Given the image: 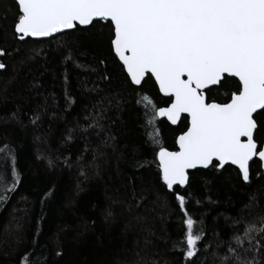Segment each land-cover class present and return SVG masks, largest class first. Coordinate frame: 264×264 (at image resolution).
<instances>
[{
    "label": "trees",
    "instance_id": "16d2710c",
    "mask_svg": "<svg viewBox=\"0 0 264 264\" xmlns=\"http://www.w3.org/2000/svg\"><path fill=\"white\" fill-rule=\"evenodd\" d=\"M17 11L15 0H0V149L11 150L0 152V178L10 188L19 177L14 191L0 181V264H21L25 253L40 264H220L231 237L264 216L262 162L251 163L250 183L227 164L190 171L188 184L169 190L157 154L177 150L189 118H157L159 143L149 139L142 97L157 108L172 98L152 76L133 84L110 43L112 25L19 41ZM237 81L211 87L209 102L230 101ZM255 119L260 151L264 115ZM185 212L204 233L191 260Z\"/></svg>",
    "mask_w": 264,
    "mask_h": 264
},
{
    "label": "snow or ice",
    "instance_id": "6c2138e0",
    "mask_svg": "<svg viewBox=\"0 0 264 264\" xmlns=\"http://www.w3.org/2000/svg\"><path fill=\"white\" fill-rule=\"evenodd\" d=\"M15 3L18 11L12 27L19 41L68 34V30H80V26L94 27L107 22L113 28L110 43L131 81L139 86L146 76H152L160 92L174 97L168 107L160 108L146 94L142 97L145 122L152 129L148 136L153 143H159L157 118L166 117L172 124H177L183 114L190 118L187 130L177 137L179 150L160 147L157 154L158 167L169 190L188 184V170L198 165L223 168L230 162L239 167L243 181L251 182L249 161L254 157L264 160V150H257L254 139L258 125L253 118L254 114L264 115V111L258 113L264 110V0H15ZM5 54L0 47V57ZM5 67L0 62V69ZM233 77L238 78V87L230 102H209L205 90L210 91V85L223 86ZM149 110L152 115H148ZM38 120L39 116L33 123ZM260 130L264 131V126ZM10 151L7 146L0 149ZM18 179L17 174L9 188L6 178H0L5 184L3 191H14ZM176 198L183 208L185 197L177 194ZM6 199L0 195V201ZM185 215L182 242L185 258L191 260L202 251L198 245L204 233L197 220L186 212ZM262 241L264 216L245 222L240 234L231 237L220 256V264H264ZM249 253H253L250 259ZM21 264H40V260L25 253Z\"/></svg>",
    "mask_w": 264,
    "mask_h": 264
},
{
    "label": "water",
    "instance_id": "95a60500",
    "mask_svg": "<svg viewBox=\"0 0 264 264\" xmlns=\"http://www.w3.org/2000/svg\"><path fill=\"white\" fill-rule=\"evenodd\" d=\"M82 27H87V26H82ZM68 31H70V30H68ZM55 35H57V34H55ZM54 35V36H55ZM47 38H50V37H44V38H32V39H36V40H43V39H47ZM27 39V38H26ZM116 54V53H115ZM117 55V54H116ZM117 57H118V55H117ZM119 58V57H118ZM121 63H122V61H120ZM122 65H123V63H122ZM126 69V68H125ZM126 72H127V70H126ZM147 77V76H146ZM145 77V78H146ZM154 78V77H153ZM238 79V78H237ZM154 80H155V78H154ZM156 82V81H155ZM142 83H143V81H142ZM134 84V83H133ZM156 84H157V86H158V88H159V85H158V82H156ZM135 85V84H134ZM137 86V85H136ZM140 86V85H139ZM213 86H216V85H210L209 86V88H211V87H213ZM207 91V89L205 90V92ZM161 94H162V96H164V97H167V98H170L168 95H166L165 93H162V92H160ZM206 96H207V93H206ZM172 98V100L174 99V97H171ZM172 102V101H171ZM228 102H230V101H228ZM228 102H226V103H228ZM218 103V102H217ZM171 104V103H170ZM169 104V105H170ZM168 105V106H169ZM168 106H165V107H168ZM259 111H261V110H258V112ZM183 115H186L187 116V114H183ZM255 115L256 114H254V116H253V118L255 119ZM159 118H165V119H167L166 117H159ZM189 120H190V118H189ZM170 122V121H169ZM171 123V122H170ZM172 124V123H171ZM173 125H176V124H173ZM246 139V138H245ZM254 139H255V134H254ZM257 144H258V142H257ZM177 150H175V151H178L179 150V146H178V144H177ZM258 149H259V144H258ZM257 149V150H258ZM261 150H264V143H263V146H262V148H261ZM259 151V150H258ZM255 158H258V157H254L251 161H249V169H250V165H251V163L253 162V160L255 159ZM259 159V158H258ZM261 162H262V168H263V171H264V160H261V159H259ZM228 164H231L230 162L228 163ZM227 165V164H226ZM231 165H233V166H235V167H237V168H239L237 165H234V164H231ZM197 168H205V167H203V166H201V165H198L196 168H194V169H189L188 170V175H189V172L190 171H193V170H195V169H197ZM208 168V167H207ZM242 174V173H241Z\"/></svg>",
    "mask_w": 264,
    "mask_h": 264
}]
</instances>
